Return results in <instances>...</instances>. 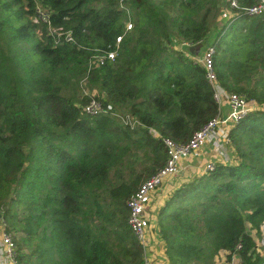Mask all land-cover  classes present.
<instances>
[{"label":"trees","instance_id":"obj_1","mask_svg":"<svg viewBox=\"0 0 264 264\" xmlns=\"http://www.w3.org/2000/svg\"><path fill=\"white\" fill-rule=\"evenodd\" d=\"M238 1L0 0V216L17 264L139 262L127 198L164 164L162 137L187 141L218 114L189 50L204 39L218 86L254 105L226 129L231 158L172 186L153 230L167 264L220 250L264 264L247 230L264 220V14ZM91 97L104 113L84 112Z\"/></svg>","mask_w":264,"mask_h":264},{"label":"built area","instance_id":"obj_2","mask_svg":"<svg viewBox=\"0 0 264 264\" xmlns=\"http://www.w3.org/2000/svg\"><path fill=\"white\" fill-rule=\"evenodd\" d=\"M225 2L222 11L227 12V8H237L238 0H223ZM244 10L248 14L263 15L264 14V0H256L252 4L245 6ZM37 18L45 21L47 13L36 6ZM130 27V22H125V28ZM70 39L69 35L65 36ZM120 36H116L118 41ZM185 41H181L179 45H187ZM214 52L212 45L206 44L202 49L198 60L204 68V74L207 81L213 87V98L217 102L218 114L207 120L200 128L195 130L187 141L177 142L170 138L162 137V142L166 150V160L164 164L159 167L155 172L147 176L138 187L130 194L126 200L127 206V224L131 229L136 241L139 244L140 259L137 264H152L151 254L148 252V226L150 218L151 196L166 179L174 177L181 168V160L197 150L201 149L205 144L219 148L223 144L226 129L233 123L237 122L254 103L246 100L244 96L226 92L218 86L216 82L215 72L212 67V53ZM114 50H108L104 54L94 56L92 61L94 64L101 63L105 58H112ZM90 66V64H88ZM221 93L224 94L227 103V111L220 112L219 105L221 103ZM84 112L89 115L97 113H104L105 109L102 108L101 103L95 97H91L83 107ZM118 115V114H116ZM122 122L129 125L134 122L127 114L118 115ZM219 158V157H218ZM213 160L206 162L203 168H212ZM177 175V174H176ZM168 178V179H169ZM167 179V180H168ZM156 219V218H155ZM259 234L255 239L253 255L257 254L264 259V220L259 224ZM238 264L239 260L236 252H231L229 257L226 258L225 253L220 257L219 264ZM0 264H17L15 242L6 229L5 223L0 218Z\"/></svg>","mask_w":264,"mask_h":264},{"label":"crops","instance_id":"obj_3","mask_svg":"<svg viewBox=\"0 0 264 264\" xmlns=\"http://www.w3.org/2000/svg\"><path fill=\"white\" fill-rule=\"evenodd\" d=\"M207 40L204 39L202 42L197 43L196 45H192L191 48H189L191 54L193 56H199L204 46L207 44ZM219 111L220 112H226L227 111V103L225 100V96L223 93H221V103L219 105ZM205 144L204 146H206ZM199 149V152L197 154H193L196 157H202L205 152H207L206 147ZM208 146V145H207ZM193 154L183 158L181 160V168L177 175L172 177L169 180H166L165 183H163L155 192H153L151 196V201L153 204V208L151 207L150 211V218L149 226H148V232H147V238H148V252L151 254L152 258V264H167V260L164 256V253L162 251V242L161 239L156 236L155 231L153 230V226L155 224V208L157 205L160 204V202L165 198L167 191L174 185L178 183V181L181 178H188L190 176H193L199 172H201L202 169H196V165L191 162L190 156H193ZM217 159H220L217 157ZM173 179V180H172Z\"/></svg>","mask_w":264,"mask_h":264},{"label":"rangeland","instance_id":"obj_4","mask_svg":"<svg viewBox=\"0 0 264 264\" xmlns=\"http://www.w3.org/2000/svg\"><path fill=\"white\" fill-rule=\"evenodd\" d=\"M92 92H94V90L92 91ZM204 147H206V150H207V152H205L204 153V155L202 156V157H196L194 154H197L198 152H199V150H197L196 151V153H194L193 154V156H190V158H191V162H193V164H195L196 165V168L194 169V170H196V169H203V167H204V165L206 164V162H208V161H211V160H215V159H217V157H219L220 158V160H225L226 158H231L230 157V154L228 153V150H227V146L224 144V142H223V144H222V146H220L219 148H213V147H211V146H204ZM203 148V147H202ZM200 173V172H199ZM177 174V173H176ZM176 174H174V175H176ZM198 174V173H197ZM169 178V177H168ZM167 178V179H168ZM166 179V180H167ZM163 183H165V181L163 182ZM151 204H152V201H151ZM0 218H1V216H0ZM2 219V218H1ZM248 230V232L254 237V238H256V235H255V233H254V230L253 229H250V228H248L247 229ZM10 232V231H9ZM11 234V233H10ZM12 236V235H11ZM15 252H16V248H15ZM225 252L224 251H222V250H220L219 252H218V255H217V257L214 259V263L213 264H219V260H220V257L224 254ZM236 264H237V262H236Z\"/></svg>","mask_w":264,"mask_h":264},{"label":"water","instance_id":"obj_5","mask_svg":"<svg viewBox=\"0 0 264 264\" xmlns=\"http://www.w3.org/2000/svg\"><path fill=\"white\" fill-rule=\"evenodd\" d=\"M1 215V214H0Z\"/></svg>","mask_w":264,"mask_h":264}]
</instances>
